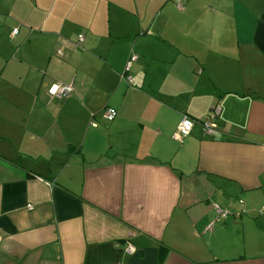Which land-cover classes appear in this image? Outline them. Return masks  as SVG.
Segmentation results:
<instances>
[{
	"label": "crops",
	"instance_id": "1",
	"mask_svg": "<svg viewBox=\"0 0 264 264\" xmlns=\"http://www.w3.org/2000/svg\"><path fill=\"white\" fill-rule=\"evenodd\" d=\"M0 264H264V0H0Z\"/></svg>",
	"mask_w": 264,
	"mask_h": 264
},
{
	"label": "built area",
	"instance_id": "2",
	"mask_svg": "<svg viewBox=\"0 0 264 264\" xmlns=\"http://www.w3.org/2000/svg\"><path fill=\"white\" fill-rule=\"evenodd\" d=\"M175 1L179 3L180 0H175ZM16 32H17V29L15 28V29H13L11 35H14ZM77 38H78L77 39L78 42L83 41L82 35H78ZM135 59H136V55L134 53H131L129 55L127 61H126V64H125V68H124L123 73H127L126 80L128 81V83L132 82V78L128 74V71L130 69L131 63ZM122 76L123 75H121V77ZM72 92H73L72 84H64V83H60V82H56V83L51 84L47 90V93L50 97H55L57 99H62L63 97L71 94ZM218 113H219V107L215 106L209 110L205 119L200 121V124L204 130V134L211 136L217 130V123H216L215 119H216V116L218 115ZM102 115H103L104 119L111 121L115 118L116 111L111 107H106L103 110ZM197 122L198 121L188 117L187 115H183L181 117V119L179 120V123L176 127V131L173 134V138L175 140L181 141L183 138H185L190 133L192 127ZM213 208H214L215 215H216L215 221H219V220L223 221L226 218V216L230 213V211H228L225 208L220 207L218 204H213ZM208 227H210V225H208ZM125 249L127 252H130V253L134 251V247L129 242H126Z\"/></svg>",
	"mask_w": 264,
	"mask_h": 264
},
{
	"label": "trees",
	"instance_id": "3",
	"mask_svg": "<svg viewBox=\"0 0 264 264\" xmlns=\"http://www.w3.org/2000/svg\"><path fill=\"white\" fill-rule=\"evenodd\" d=\"M122 75H123L122 78H124V79L126 80V75H127V73H122ZM126 81H127V80H126ZM127 82H128V81H127ZM67 96H68V95H67ZM65 97H66V96H65ZM65 97H63V98H65ZM63 98H62V99H63ZM113 109H114V108H113ZM114 110H115V109H114Z\"/></svg>",
	"mask_w": 264,
	"mask_h": 264
}]
</instances>
